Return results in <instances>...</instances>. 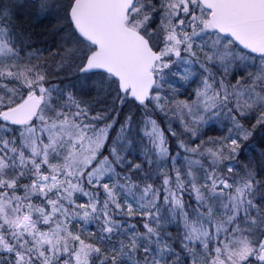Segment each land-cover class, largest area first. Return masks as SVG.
I'll return each mask as SVG.
<instances>
[{"label": "snow or ice", "instance_id": "obj_1", "mask_svg": "<svg viewBox=\"0 0 264 264\" xmlns=\"http://www.w3.org/2000/svg\"><path fill=\"white\" fill-rule=\"evenodd\" d=\"M0 264H264V0H0Z\"/></svg>", "mask_w": 264, "mask_h": 264}, {"label": "water", "instance_id": "obj_2", "mask_svg": "<svg viewBox=\"0 0 264 264\" xmlns=\"http://www.w3.org/2000/svg\"><path fill=\"white\" fill-rule=\"evenodd\" d=\"M103 21H104V22L107 21V14H104V16H103Z\"/></svg>", "mask_w": 264, "mask_h": 264}]
</instances>
